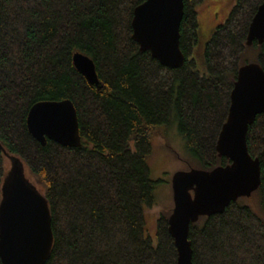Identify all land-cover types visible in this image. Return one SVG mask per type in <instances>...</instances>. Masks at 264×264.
I'll use <instances>...</instances> for the list:
<instances>
[{"label": "trees", "instance_id": "obj_1", "mask_svg": "<svg viewBox=\"0 0 264 264\" xmlns=\"http://www.w3.org/2000/svg\"><path fill=\"white\" fill-rule=\"evenodd\" d=\"M144 1L0 0V143L43 185L54 235L44 264H177L172 212H160L154 235L147 227L159 184L154 138L174 124L197 162L190 168L231 162L217 142L239 68L255 61L264 69V42L246 44L264 0H234L206 43L204 73L193 54L197 7L206 0H184L185 63L178 68L162 65L133 38L134 10ZM251 48L257 53L248 60ZM75 52L93 60L100 87L76 68ZM63 99L77 109L79 147L42 145L28 130L35 103ZM247 143L261 163L258 209L240 197L191 223L194 264H264V113L249 125ZM5 164L0 148V201Z\"/></svg>", "mask_w": 264, "mask_h": 264}, {"label": "water", "instance_id": "obj_2", "mask_svg": "<svg viewBox=\"0 0 264 264\" xmlns=\"http://www.w3.org/2000/svg\"><path fill=\"white\" fill-rule=\"evenodd\" d=\"M183 15L184 0H145L134 10L133 38L142 51H150L162 65L181 67L185 63L180 47ZM255 40L264 42V1L250 23L246 44L252 45ZM73 61L90 84L100 87L89 56L75 52ZM260 113H264V69L250 61L239 68L229 113L217 142L219 155L231 162L212 170H180L172 177L174 207L168 222L178 251L177 264H194L189 239L191 223L201 216L224 212L231 202L250 197L259 188L261 163L249 152L247 132ZM27 126L42 145L48 140L68 147L82 145L77 109L71 99L35 103L28 112ZM0 148L10 160L0 201L1 263L44 264L51 256L54 241L44 188L41 191L31 180L29 168L20 156L7 151L1 143Z\"/></svg>", "mask_w": 264, "mask_h": 264}, {"label": "rangeland", "instance_id": "obj_3", "mask_svg": "<svg viewBox=\"0 0 264 264\" xmlns=\"http://www.w3.org/2000/svg\"><path fill=\"white\" fill-rule=\"evenodd\" d=\"M234 0H206L197 7L198 10V30L199 40L195 46L193 56L196 59L198 69L204 73L207 72L205 63L204 50L206 43L211 38L215 27L223 22L229 15ZM250 46V45H249ZM257 51L253 48L249 49L248 60L254 59ZM164 128L161 130V132ZM154 153L151 158L153 168V178L158 180V186L155 190L157 203L155 206L147 209V227L149 233L154 235L156 220L161 211H171L174 207V197L172 188V177L180 170H189L190 167H197L196 160L186 153L185 141L178 133L174 124L164 134L157 135L154 138ZM10 160L6 157V168H9ZM31 180L43 191V185L34 178L27 170ZM249 202L257 205L258 209L259 194L253 193L249 198Z\"/></svg>", "mask_w": 264, "mask_h": 264}]
</instances>
